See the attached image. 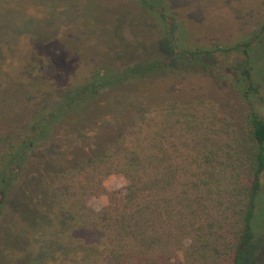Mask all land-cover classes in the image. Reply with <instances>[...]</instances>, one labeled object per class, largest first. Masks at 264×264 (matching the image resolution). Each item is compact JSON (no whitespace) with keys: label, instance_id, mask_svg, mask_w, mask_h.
<instances>
[{"label":"trees","instance_id":"trees-1","mask_svg":"<svg viewBox=\"0 0 264 264\" xmlns=\"http://www.w3.org/2000/svg\"><path fill=\"white\" fill-rule=\"evenodd\" d=\"M257 27L203 51L215 69L237 66L228 84L248 104L237 118L213 86L182 92L168 72L141 83L157 65L98 69L63 85L71 95L58 106L41 98L62 86L43 82L38 116L17 112L13 87L35 84L29 68L0 81V264H259L264 118L249 97L259 93L250 52L264 47V18ZM121 90L132 101L105 103ZM111 176L126 184L105 186ZM102 197L99 210L88 202Z\"/></svg>","mask_w":264,"mask_h":264},{"label":"rangeland","instance_id":"rangeland-1","mask_svg":"<svg viewBox=\"0 0 264 264\" xmlns=\"http://www.w3.org/2000/svg\"><path fill=\"white\" fill-rule=\"evenodd\" d=\"M153 1L161 10L157 6L150 8L143 0H0V81H13L16 76L24 78L29 68L33 73L31 84L35 83L30 89L19 83L13 87L22 91L16 94L23 101L17 112L27 117L37 110L38 116L48 101L57 98L54 106L63 104L71 95L63 85L74 88L75 84L88 80L94 71L97 74L98 69L161 63L165 68L154 67L141 83L151 85L157 79L162 82L167 72L170 76L172 73L171 80L166 78L169 84L158 85H172L176 90L181 86L182 92L203 91L213 86L232 114L220 104L222 113L236 118L244 113L247 101L228 84L236 76L237 66L221 64L215 69L217 57L214 54L203 59V51L204 47H231L251 39L250 33L264 18V0ZM250 61L252 75L260 85L259 93L253 92L249 101L264 118V47L254 46ZM43 82L62 87L43 93L36 89V85L44 86ZM113 92L121 96L105 103L116 98L125 104L131 100L125 90ZM42 93L44 103L39 100ZM14 111L11 108L5 112L12 117ZM260 197L264 201V190ZM100 201L101 198H90L88 202L97 209L102 205ZM258 229L259 238L264 241V219ZM263 241L258 244L259 264H264Z\"/></svg>","mask_w":264,"mask_h":264},{"label":"clouds","instance_id":"clouds-1","mask_svg":"<svg viewBox=\"0 0 264 264\" xmlns=\"http://www.w3.org/2000/svg\"><path fill=\"white\" fill-rule=\"evenodd\" d=\"M114 184L116 188L123 187L126 184V181L123 180V178H117L115 176H111L108 178V180L105 181V186ZM100 203L106 204L107 198L102 197ZM99 210V208H97Z\"/></svg>","mask_w":264,"mask_h":264}]
</instances>
